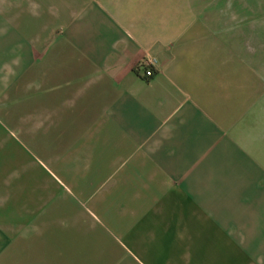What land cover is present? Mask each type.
Listing matches in <instances>:
<instances>
[{
  "label": "crops",
  "instance_id": "0c3cea01",
  "mask_svg": "<svg viewBox=\"0 0 264 264\" xmlns=\"http://www.w3.org/2000/svg\"><path fill=\"white\" fill-rule=\"evenodd\" d=\"M0 264H264V0H0Z\"/></svg>",
  "mask_w": 264,
  "mask_h": 264
},
{
  "label": "built area",
  "instance_id": "2783aa9c",
  "mask_svg": "<svg viewBox=\"0 0 264 264\" xmlns=\"http://www.w3.org/2000/svg\"><path fill=\"white\" fill-rule=\"evenodd\" d=\"M154 64V59H146L139 64L138 68L143 70L144 77L150 78L154 74V70L152 68Z\"/></svg>",
  "mask_w": 264,
  "mask_h": 264
}]
</instances>
